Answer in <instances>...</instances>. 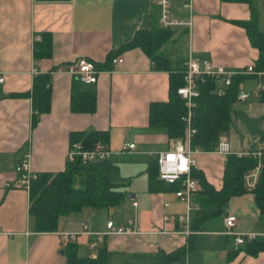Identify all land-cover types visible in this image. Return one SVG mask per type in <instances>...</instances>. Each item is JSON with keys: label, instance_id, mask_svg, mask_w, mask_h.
I'll use <instances>...</instances> for the list:
<instances>
[{"label": "crops", "instance_id": "crops-1", "mask_svg": "<svg viewBox=\"0 0 264 264\" xmlns=\"http://www.w3.org/2000/svg\"><path fill=\"white\" fill-rule=\"evenodd\" d=\"M253 1L264 29V0ZM193 3L191 27L175 26L164 54L183 66L189 56L236 72L254 65L258 50L234 23L249 19L248 3ZM170 4L174 17L187 18L180 0ZM160 11L158 0H0V264H66L65 234L76 242L80 257L104 251L107 264H161L165 254L179 249L182 253L171 264H264L263 251L250 255L225 233L229 214L236 216V231L264 232L251 193L231 197L221 214L194 224L193 230L196 204L188 208L165 181L150 186L154 154L172 149L177 141L187 145L186 135L173 141L165 128L149 124L150 104L168 100L169 72L155 68L139 46L124 47L138 31L160 26ZM115 57L122 62L112 63ZM79 58L97 63L95 83L67 71ZM39 73L51 74L49 110L42 113L33 109L31 97ZM260 82V77L245 79L241 89L248 99L231 106L229 127L220 139L233 154L264 147V102L253 94ZM87 94L95 96L93 111L72 110V97ZM82 131L107 134L108 159L126 183L127 196L117 206L62 216L55 232H36L28 213L29 188L19 185L16 166L26 163L36 175L63 170L72 133ZM125 142L135 143V149L122 152ZM226 157L199 150L194 170L220 189ZM108 221L133 232L107 234ZM97 233L101 240L92 247Z\"/></svg>", "mask_w": 264, "mask_h": 264}, {"label": "trees", "instance_id": "trees-1", "mask_svg": "<svg viewBox=\"0 0 264 264\" xmlns=\"http://www.w3.org/2000/svg\"><path fill=\"white\" fill-rule=\"evenodd\" d=\"M237 1H245L250 8L249 19L237 20L234 23L246 30L250 43L258 50V58L253 66L255 71L263 72L260 79L264 85V29L261 27L260 11L253 0ZM174 32V27L161 26H156L150 31H138L133 40L124 47L139 46L151 58L155 68L169 72L168 100L150 104L149 124L153 127L165 128L169 138L176 141L185 138L187 124L183 117L186 116L188 109L184 99L177 92L178 87L183 85L182 71L185 65L183 66L182 62L179 65L174 63L162 51L173 39ZM252 77L258 76L240 73L232 75L230 84L221 94L216 91L218 82L214 78L206 77L198 82L199 95L194 99L195 106L190 117V126L195 130L189 140L192 149L214 150L229 127L230 109L232 104L238 101L240 84ZM50 81V73H39L33 79L32 106L37 112L49 110ZM84 96L83 99L72 97V110L93 111L95 96L93 94ZM255 97L264 102V89H260ZM107 139V134L103 131L72 133V142H80L84 148H92L96 142H106ZM260 162L256 185L250 190L245 186L244 176L258 163L252 155L233 153L227 155L220 189H215L200 172L193 168L192 176L198 179L200 190L193 195L192 202L196 204V208L190 228L194 230V224L197 225L206 218L221 214L231 197L248 192L253 195L259 219L264 224V147ZM148 177L152 188L162 182L158 177L156 158L150 160ZM168 184L175 189L180 186L179 182ZM126 196V183L122 181L117 167L109 159L83 162L78 157L74 161H67L63 170L39 173L31 180L28 210L31 226L36 232H55L60 217L88 207L117 206ZM242 249L250 255L264 252V237L247 239L242 244ZM180 253L182 250L179 249L165 254L161 264H171ZM63 254L66 264H107V255L104 251L99 252L95 257H80L76 242L71 240L65 242ZM233 254L229 256L232 257Z\"/></svg>", "mask_w": 264, "mask_h": 264}, {"label": "built area", "instance_id": "built-area-1", "mask_svg": "<svg viewBox=\"0 0 264 264\" xmlns=\"http://www.w3.org/2000/svg\"><path fill=\"white\" fill-rule=\"evenodd\" d=\"M160 5L161 13L159 23L161 27H175L185 26L190 28L192 25V7L193 0H180V7L188 12L187 18L174 17L172 14L170 0H158ZM112 63L122 62L121 57H115L111 61ZM67 71L71 74L76 75L82 82L91 84L97 80V75L100 72L97 63L86 58H79L74 63L68 66ZM183 73V85L178 87L177 92L182 99L185 101V105L188 109L186 116L183 117L187 124L186 138L187 145L181 141H177L174 147L165 152H158L154 154V157L158 162V177L160 180L173 183L179 182L180 186L175 191V196L184 201L188 208L193 205V195L200 190L199 181L192 176V169L196 165L194 155L198 153V149H192L189 145V140L195 130L190 126V117L192 115V108L195 106L194 99L198 97V82L203 81L206 77L214 78L218 82L216 91L221 94L223 89L230 84L232 75L236 73L240 74H254L260 77L263 72L255 71L253 65L247 66L244 70L236 72L229 70L220 65H214L208 60H203L201 63L195 58L189 56L185 63ZM4 77L0 74V83L3 82ZM260 89H264V85L260 82L253 94L256 95ZM249 94L243 92L241 84L239 86V93L237 100L239 102L247 100ZM136 145L133 142H125L122 145V152H131L135 149ZM214 152L221 155L230 154L229 143L220 139L218 144L213 150ZM111 150L107 143L98 141L92 148H84L80 142L72 143L68 152V161H74L76 158H80L83 162H96L102 161L109 158ZM263 154V148L256 149L247 153L252 155L258 160L257 165L250 170L244 176V183L247 189H252L256 185L260 167H261V156ZM16 171L20 174L19 185L29 188L31 180L36 177V174L29 171L26 163H20L16 166ZM136 205V203H133ZM186 221L187 218L185 219ZM225 233L232 236L235 245L243 244L247 239H253L257 236H263L264 232H246L241 233L236 231V216L229 214L224 217ZM107 234H123L132 233L133 231L128 226H116L113 221H108L106 224ZM188 232V231H187ZM71 240L69 235H63V241L67 242ZM101 240V233L96 234V240L91 244L95 247L97 242Z\"/></svg>", "mask_w": 264, "mask_h": 264}, {"label": "rangeland", "instance_id": "rangeland-1", "mask_svg": "<svg viewBox=\"0 0 264 264\" xmlns=\"http://www.w3.org/2000/svg\"><path fill=\"white\" fill-rule=\"evenodd\" d=\"M193 9H194V3H193V7H192V10H191V13L193 14ZM184 11V10H183ZM186 11V10H185ZM187 12V11H186ZM191 14V15H192ZM171 48H172V46H168L167 48H165L164 50H165V52L167 53V52H169L170 50H171ZM179 48H181V50H180V52H182L181 53V55H185V52H186V50H184V46L181 44L180 46H179ZM255 79V78H254Z\"/></svg>", "mask_w": 264, "mask_h": 264}]
</instances>
